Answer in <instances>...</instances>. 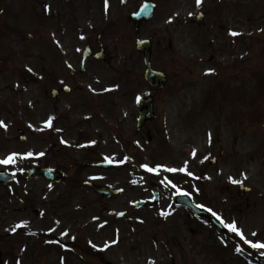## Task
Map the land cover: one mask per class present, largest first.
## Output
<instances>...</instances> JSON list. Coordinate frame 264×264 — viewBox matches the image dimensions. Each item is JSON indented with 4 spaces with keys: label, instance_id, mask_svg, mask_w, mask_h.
I'll return each mask as SVG.
<instances>
[{
    "label": "rangeland",
    "instance_id": "rangeland-1",
    "mask_svg": "<svg viewBox=\"0 0 264 264\" xmlns=\"http://www.w3.org/2000/svg\"><path fill=\"white\" fill-rule=\"evenodd\" d=\"M142 1L108 0L106 9L105 0H44L50 7L44 13L42 0H4L0 160L17 155L0 170L19 179L0 183V236L24 226L28 212L20 208L32 204L38 212L29 213L34 222L26 230L42 237L38 249L24 242L26 264H254L244 254L262 264L257 256L264 248L235 234L225 249L211 225L172 196L192 193L196 202L235 221L245 239L264 243V0H202L200 6L196 0H153L154 15L135 32L128 16ZM200 7L207 15L203 27L195 23ZM218 26L224 27L219 30L224 40L211 46ZM102 27L110 63L88 59L82 73L84 40L94 41ZM140 38L151 40L152 66L168 77L155 92L157 119L147 125L154 139L149 143L145 131L135 132L136 97L148 91L135 49ZM212 54L218 66L200 62ZM64 85L73 92L53 101L50 89ZM79 86L83 91H75ZM98 88L107 93L105 117L88 121L82 114L93 112L84 104ZM77 97L85 111L79 112L81 104L74 107ZM125 109L128 119L121 122ZM49 117L51 126L45 124ZM98 120L104 129L94 134ZM18 130L25 135L22 142ZM80 130L88 135L79 137ZM108 160L129 165L91 167ZM145 164L160 167L149 172ZM33 166L54 168L62 179L51 185L38 176L26 179ZM88 181L121 192L101 196L84 184ZM152 183L162 193L157 206L135 208V201L149 203ZM239 185L249 188L247 198L237 195ZM56 238L58 247L46 245ZM11 246L0 238V262L6 251L18 252ZM28 257L39 261L29 263Z\"/></svg>",
    "mask_w": 264,
    "mask_h": 264
},
{
    "label": "water",
    "instance_id": "water-1",
    "mask_svg": "<svg viewBox=\"0 0 264 264\" xmlns=\"http://www.w3.org/2000/svg\"><path fill=\"white\" fill-rule=\"evenodd\" d=\"M152 10H153V5L151 3L146 2L139 9V11L136 14H133L131 17L134 20L135 27H137L139 25L141 19H148L151 16ZM201 20H202V15H198L197 16V22L199 23V22H201ZM136 48L139 52H141L143 54V60H144V63L146 65V70L144 73V79L149 83L150 87L161 88L165 83L166 76L160 71L153 70L150 66V43L147 40L139 41L136 44ZM88 51L89 50L84 52L83 57H86L88 55V53H89ZM95 57L102 58V54L96 53ZM64 89L68 90V88H64ZM51 95L53 98H56L57 97V91L52 90ZM139 106H140V113H139V118H138V127L143 125V123L146 120L151 119L153 117L152 100L150 98H146V99L141 98L139 100ZM20 133H22V132H20ZM24 139H25V136L22 135L20 137V140L23 141ZM115 165H117V164L111 163V162H103V163L95 164V166L101 167V168L114 167ZM36 174L41 175L43 179H45L49 182L60 179L59 177H56V172L54 170H50V169H46V168H42V167H40V168L35 167V168L30 169L27 173L26 178L29 179L30 177H32ZM13 178H14L13 174H9L6 171L0 170V182L1 183H5V182H7ZM87 185L89 187H91L96 193H99L101 195H110V194H114L117 192L116 189H112V188H109L106 186H96L92 183H87ZM154 194L156 195V192ZM247 194H248L247 188L240 187V189L238 190V195L239 196H247ZM155 199H156V197H155ZM183 199H184V196L175 197V200L177 203H184L185 205L190 207L193 210V212H195V214L205 215L212 223L217 225L216 221L214 220V218H212V216L210 215L209 212H207L205 210L198 209L193 204H191L188 200L184 201ZM144 204L145 203L143 201H140V202L135 203V207H141V206H144ZM259 259L264 261V257H260ZM107 264H110V263H107Z\"/></svg>",
    "mask_w": 264,
    "mask_h": 264
},
{
    "label": "flooded vegetation",
    "instance_id": "flooded-vegetation-1",
    "mask_svg": "<svg viewBox=\"0 0 264 264\" xmlns=\"http://www.w3.org/2000/svg\"><path fill=\"white\" fill-rule=\"evenodd\" d=\"M3 3H4V0H0V16L4 12V10L1 8V5ZM99 14H101V13H98V15ZM103 25H105V23ZM0 26L2 27V29H4V15L0 18ZM105 32L106 31L102 27V28H100L97 31V35H96L94 41H89V40L85 39L84 42H85L86 46H89L91 48L92 53L95 52V50L93 49L92 46H94L95 44L97 45V48L101 46L103 48V55L105 57V62H106V64H109V60H107L110 57V56H108L109 55V47H108V45L105 42L103 43V40H104V38L106 36ZM212 42L213 41H210V43H212ZM88 59H93L92 54L90 55V57ZM88 59H86V60H88ZM214 59H215V55H212L209 60L214 61ZM76 90L81 91L82 88L77 87ZM95 93H97V94L93 95L94 97H92L91 99H88V102H87L89 105H92L93 110H94L93 113L85 114L86 118L89 119V120H91L93 118V116L97 117L98 115H102L100 113L98 114V112H96V110H100L101 111L102 109H105V103L102 100L103 96H105V94H103L101 92V89H99V92H95ZM152 93H153V97H154V91H152ZM60 99L61 98L58 97V99L55 102L59 101ZM93 100H94V102H93ZM72 101H74V103H73L74 107L76 106L77 108H78L79 104H82L80 102V100H79V97H77L75 100H72ZM82 111H83V108L81 107V110L79 112H82ZM124 117H125V119H121L120 120L121 122H126L127 121V119H128L127 113L124 114ZM130 117L132 118L133 116L129 115V118ZM154 120L155 119H153L152 121L148 122L147 124H152V122H154ZM144 130L146 131V133L149 132L148 128H146V127H144ZM136 132H138V131H136ZM152 140H153L152 137L150 139H148L149 142L152 141ZM20 211L21 212H28L27 215H30L29 214L30 212H35V211L37 212V210L35 208H33V206L30 207V206H27V205L22 206L20 208ZM27 215H25V218L23 220L24 221V225H25L24 228H23V224H22L19 227L16 226L14 228L15 231L11 230L10 233H7L6 235L4 234L5 236H0V238L3 237L4 240H6V239L9 240V246L12 244L11 248L16 247L17 251H18V252H16L15 251L16 249H12L10 251H6V254L4 255L3 259L7 260L9 262V264H18V262H19V264H26V259H25L24 255H23V252H24L23 250H24V247H25V244H24L25 241H29L28 246L33 245L34 248H36V249L39 248L40 238L42 236L38 234V231L36 232V231H33V230H26L28 227H30L28 223H33L34 222L33 216H31V215L27 216ZM24 229H25V231H24ZM22 234L25 235V238L34 237V239L30 238L29 240H25V239L23 240L24 236H22ZM216 235H219V233L216 232ZM228 235H229V232H226V233L223 234V237L226 238ZM14 236H15V238H14ZM10 237H13V239L10 240L9 239ZM35 252H36V250H35ZM28 261H29V263H32V262L33 263L34 262L38 263L39 259L38 258L34 259L32 257H28Z\"/></svg>",
    "mask_w": 264,
    "mask_h": 264
},
{
    "label": "snow or ice",
    "instance_id": "snow-or-ice-1",
    "mask_svg": "<svg viewBox=\"0 0 264 264\" xmlns=\"http://www.w3.org/2000/svg\"><path fill=\"white\" fill-rule=\"evenodd\" d=\"M196 4H197V6H200L202 4V0H196ZM107 6H108V0H105V8L106 9H107ZM46 8H47V6H46ZM189 15H191V13H189ZM231 34L232 35H238V33H235V32H232ZM29 71H32V70L29 69ZM207 71L211 72L212 70L209 69ZM52 119H53L52 117H49V120L46 121L45 124L47 126H51V120ZM0 126H5L3 121H0ZM16 155H17L16 153H13V154L9 155L6 159L0 160V164L13 163L14 162V157ZM26 155L31 156L32 153H27ZM141 167L145 168L149 172H155V171H157V169L160 166H157L156 168H152V167H149L148 165L145 164V165H141ZM167 170L170 171V172H174V171H181V172H183L186 169L185 168H180V169L177 170V169H171V168H169ZM188 175H192V173L189 172ZM230 179H232V178L230 177ZM233 183H240V181L233 180ZM209 211H211V209H209ZM119 215H123V213H119ZM19 226L20 225H17V227H19ZM225 227H227L230 231H232V232L236 233L237 235H239L241 237V239L244 240V242L247 243V244H249L251 247H253V248H264V243H261L259 241H257V242L254 243L251 240L245 239V237L243 236V233L241 232V230L238 227H236L235 221H233L232 223L225 224ZM12 231H15V229H12ZM252 235L255 236L256 234L253 233ZM112 243H115V241H112ZM239 250L240 249L237 248V251H239ZM18 264H19V262H18Z\"/></svg>",
    "mask_w": 264,
    "mask_h": 264
}]
</instances>
